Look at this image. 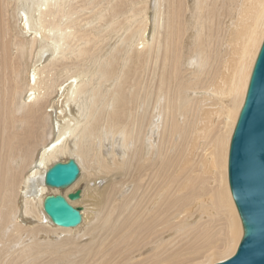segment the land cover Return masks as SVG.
<instances>
[{
	"label": "bare ground",
	"instance_id": "6f19581e",
	"mask_svg": "<svg viewBox=\"0 0 264 264\" xmlns=\"http://www.w3.org/2000/svg\"><path fill=\"white\" fill-rule=\"evenodd\" d=\"M263 40L264 0H0V264L232 257L229 149ZM69 158L79 178L46 185ZM58 194L76 226L45 212Z\"/></svg>",
	"mask_w": 264,
	"mask_h": 264
},
{
	"label": "water",
	"instance_id": "95a60500",
	"mask_svg": "<svg viewBox=\"0 0 264 264\" xmlns=\"http://www.w3.org/2000/svg\"><path fill=\"white\" fill-rule=\"evenodd\" d=\"M79 163L69 158L45 173L50 187L64 189L80 175ZM228 178L241 219L243 235L234 255L215 264H264V40L256 58L248 90L232 135ZM80 191L71 193L76 200ZM45 212L61 226H76L82 220L80 207L63 195H49Z\"/></svg>",
	"mask_w": 264,
	"mask_h": 264
},
{
	"label": "rangeland",
	"instance_id": "374dc122",
	"mask_svg": "<svg viewBox=\"0 0 264 264\" xmlns=\"http://www.w3.org/2000/svg\"><path fill=\"white\" fill-rule=\"evenodd\" d=\"M140 46H142V45H140ZM260 46H261V45H260ZM254 62H255V60H254ZM253 64H254V63H253ZM234 126H235V125H234ZM233 129H234V128H233ZM232 133H233V131H232ZM227 169H228V163H227ZM227 172H228V170H227ZM99 182H100V184H99ZM102 182H104V180H102V181H101V180H98V184H99V185H103ZM92 183H93V182H92ZM25 239H27V238H25ZM240 240H241V239H240ZM239 242H240V241H239Z\"/></svg>",
	"mask_w": 264,
	"mask_h": 264
}]
</instances>
